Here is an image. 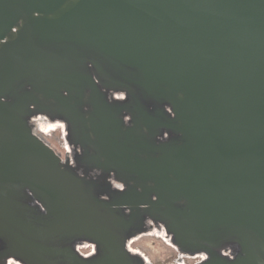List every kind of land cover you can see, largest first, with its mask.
<instances>
[{"label": "water", "instance_id": "1", "mask_svg": "<svg viewBox=\"0 0 264 264\" xmlns=\"http://www.w3.org/2000/svg\"><path fill=\"white\" fill-rule=\"evenodd\" d=\"M148 223L264 264V0H0V264H146Z\"/></svg>", "mask_w": 264, "mask_h": 264}, {"label": "rangeland", "instance_id": "2", "mask_svg": "<svg viewBox=\"0 0 264 264\" xmlns=\"http://www.w3.org/2000/svg\"><path fill=\"white\" fill-rule=\"evenodd\" d=\"M32 124L35 133L55 150L64 163L68 162L73 167L72 163L77 161V157L81 156V153L79 154L80 151L69 143V133L66 125L59 121L52 122L45 115L34 117ZM114 183L111 181V186L115 190L123 191V186ZM153 226V229L147 230L145 234L132 239L128 243L130 250L142 256L146 264H201L207 260V256L204 254L194 257L182 255L173 245L172 239L167 235L165 229L156 224ZM80 252L86 257H89L92 252L97 253L96 248L90 244L84 245ZM8 264L20 263L9 261Z\"/></svg>", "mask_w": 264, "mask_h": 264}, {"label": "flooded vegetation", "instance_id": "3", "mask_svg": "<svg viewBox=\"0 0 264 264\" xmlns=\"http://www.w3.org/2000/svg\"><path fill=\"white\" fill-rule=\"evenodd\" d=\"M81 152H79V154H80ZM112 181V180H111ZM123 191L125 190V189H122ZM154 225V224H153ZM152 224H150V223H148L147 224V226H148V228H150V230L151 229H153V226ZM82 248V247H81ZM81 248H79V251H81ZM96 255V253H94V252H92V254L89 256V257H93V256H95Z\"/></svg>", "mask_w": 264, "mask_h": 264}, {"label": "bare ground", "instance_id": "4", "mask_svg": "<svg viewBox=\"0 0 264 264\" xmlns=\"http://www.w3.org/2000/svg\"><path fill=\"white\" fill-rule=\"evenodd\" d=\"M72 165H73V167H75V168H77V167H78V165H77V163H76V162L72 163Z\"/></svg>", "mask_w": 264, "mask_h": 264}]
</instances>
